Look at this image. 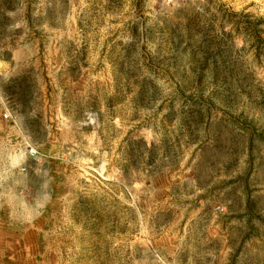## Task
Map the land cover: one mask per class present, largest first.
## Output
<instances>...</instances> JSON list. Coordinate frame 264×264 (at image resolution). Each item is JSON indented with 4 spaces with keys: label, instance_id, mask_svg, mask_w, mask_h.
Listing matches in <instances>:
<instances>
[{
    "label": "rangeland",
    "instance_id": "rangeland-1",
    "mask_svg": "<svg viewBox=\"0 0 264 264\" xmlns=\"http://www.w3.org/2000/svg\"><path fill=\"white\" fill-rule=\"evenodd\" d=\"M0 149V264H264V0H0Z\"/></svg>",
    "mask_w": 264,
    "mask_h": 264
},
{
    "label": "clouds",
    "instance_id": "clouds-1",
    "mask_svg": "<svg viewBox=\"0 0 264 264\" xmlns=\"http://www.w3.org/2000/svg\"><path fill=\"white\" fill-rule=\"evenodd\" d=\"M0 152H3V149H0ZM24 158V154L19 150L9 149L7 151L4 157L0 159V185L10 183L19 187L16 173L22 167ZM16 187H11L7 195H4V190L0 188V200L6 202L11 218L23 223L31 222L42 213L46 203L35 200L29 202L27 199L21 198Z\"/></svg>",
    "mask_w": 264,
    "mask_h": 264
},
{
    "label": "built area",
    "instance_id": "built-area-1",
    "mask_svg": "<svg viewBox=\"0 0 264 264\" xmlns=\"http://www.w3.org/2000/svg\"><path fill=\"white\" fill-rule=\"evenodd\" d=\"M27 154L32 157V158H36L38 153L34 148L29 147L27 150Z\"/></svg>",
    "mask_w": 264,
    "mask_h": 264
}]
</instances>
